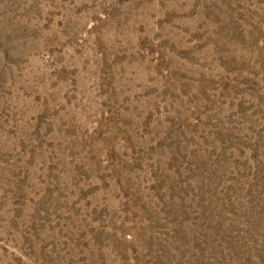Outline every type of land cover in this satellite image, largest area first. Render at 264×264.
Masks as SVG:
<instances>
[{"label":"rangeland","instance_id":"1","mask_svg":"<svg viewBox=\"0 0 264 264\" xmlns=\"http://www.w3.org/2000/svg\"><path fill=\"white\" fill-rule=\"evenodd\" d=\"M0 264H264V0H0Z\"/></svg>","mask_w":264,"mask_h":264}]
</instances>
